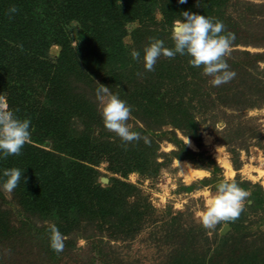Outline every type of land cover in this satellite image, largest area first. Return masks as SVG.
<instances>
[{
    "label": "rangeland",
    "instance_id": "rangeland-1",
    "mask_svg": "<svg viewBox=\"0 0 264 264\" xmlns=\"http://www.w3.org/2000/svg\"><path fill=\"white\" fill-rule=\"evenodd\" d=\"M155 1L148 17L126 21L123 40L139 67L89 84L97 114L79 126L85 140L74 154H83L79 161L104 194L108 214L99 210L89 179L74 183L90 188L89 211L68 209L57 221L30 200L25 203L32 209L20 205V182L0 173V264H264V0ZM203 8L221 26L208 35L221 54L244 62L241 74L231 73L229 96L219 97L223 103L206 97L195 104L198 132L170 121L150 129L137 112L151 96V58L165 55V42L177 46L205 36L197 22ZM68 29L72 50L65 57L78 53L81 24L73 20ZM62 47L52 43L47 56L58 71ZM6 134L31 141V133L13 125L8 93L2 92L0 140ZM38 145L50 150L52 142ZM16 168H8L10 174ZM238 241L241 248L232 256Z\"/></svg>",
    "mask_w": 264,
    "mask_h": 264
},
{
    "label": "trees",
    "instance_id": "trees-1",
    "mask_svg": "<svg viewBox=\"0 0 264 264\" xmlns=\"http://www.w3.org/2000/svg\"><path fill=\"white\" fill-rule=\"evenodd\" d=\"M155 6V0H0V94L8 93L13 125L22 133H31L29 142L9 134L1 138L0 173L9 181L20 182L17 195L23 197L20 205L26 209H32L25 203L30 200L34 207L42 208L40 213L52 211L57 221L75 208L89 211L85 198L90 188L74 186L76 181L94 182L88 167L79 161L83 154H74L76 146L85 140L78 134L79 126H87V118L97 114L92 102L95 91L91 92L93 85L89 84L99 83L107 74L117 77L119 69L139 67L131 60L123 40L126 21L148 17ZM209 17L205 8L198 13L197 22L207 33L198 36L199 41L187 38L177 46L165 42L166 53L159 59L151 58L155 62L151 71L143 67L151 76L147 82L151 96L145 99L147 103H138L137 115L148 128L158 129L170 121L196 133L200 126L195 104L206 97L213 102L216 97L229 96V77L235 69L241 74L244 62L227 58L217 50V39L208 33H219L221 26ZM73 20L81 24L79 50L77 55L65 57L68 47L72 50L68 24ZM54 42L63 46L58 66L62 71L47 58ZM160 89L166 90L165 97ZM46 140L52 142L50 150L38 145ZM12 166L17 167L12 170L14 174L8 169ZM19 177L22 179L16 180ZM90 187L99 210L108 214L102 210L104 194L99 193L96 184ZM6 221L7 229H11L14 225ZM50 238L48 234L46 239ZM240 245L239 241L232 245V256Z\"/></svg>",
    "mask_w": 264,
    "mask_h": 264
},
{
    "label": "water",
    "instance_id": "water-1",
    "mask_svg": "<svg viewBox=\"0 0 264 264\" xmlns=\"http://www.w3.org/2000/svg\"><path fill=\"white\" fill-rule=\"evenodd\" d=\"M176 30H177V32H181L184 30V26H182V25L176 26ZM227 230H228V226H225V227H223L222 232L226 233Z\"/></svg>",
    "mask_w": 264,
    "mask_h": 264
},
{
    "label": "bare ground",
    "instance_id": "bare-ground-1",
    "mask_svg": "<svg viewBox=\"0 0 264 264\" xmlns=\"http://www.w3.org/2000/svg\"><path fill=\"white\" fill-rule=\"evenodd\" d=\"M224 160H225V159H224ZM179 161H180V160H179ZM184 162H185V161H184ZM181 163H182V162H181ZM187 163H188V162H187ZM192 169H193V168H192ZM199 169H200V168H199ZM190 170H191V169H190ZM190 170H189V171H190ZM182 171H183V170H182ZM189 171H188V172H189ZM183 172H184V171H183ZM230 172H231V171H230ZM258 172H259V171H258ZM233 173H234V172H233ZM194 174H196V173H194ZM231 174H232V173H231ZM189 175H190V174H189ZM198 175H199V172H198ZM198 175H197V176H198ZM200 175H201V174H200ZM252 175H253V174H252ZM262 183H263V185H264V179H263Z\"/></svg>",
    "mask_w": 264,
    "mask_h": 264
}]
</instances>
